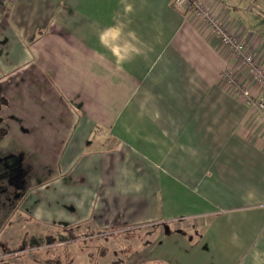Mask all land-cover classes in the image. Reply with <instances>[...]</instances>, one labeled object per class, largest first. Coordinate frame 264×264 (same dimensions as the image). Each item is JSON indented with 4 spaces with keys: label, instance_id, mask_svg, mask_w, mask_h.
Listing matches in <instances>:
<instances>
[{
    "label": "crops",
    "instance_id": "obj_1",
    "mask_svg": "<svg viewBox=\"0 0 264 264\" xmlns=\"http://www.w3.org/2000/svg\"><path fill=\"white\" fill-rule=\"evenodd\" d=\"M172 1L0 6V157L41 178L18 210L62 230L169 224L147 248L158 263L165 249L172 264H264V133Z\"/></svg>",
    "mask_w": 264,
    "mask_h": 264
},
{
    "label": "rangeland",
    "instance_id": "obj_2",
    "mask_svg": "<svg viewBox=\"0 0 264 264\" xmlns=\"http://www.w3.org/2000/svg\"><path fill=\"white\" fill-rule=\"evenodd\" d=\"M214 2L219 8L214 10V13L226 21L225 26L228 30L232 31L235 27V32L240 31L238 40L252 58L251 67H244L219 44L215 37L208 35L216 42L215 53L224 63V67L218 74V86L225 96L249 107L250 116L258 120L261 132L264 133L262 120L264 108H258L259 104L264 107V0H214ZM230 6H236L240 12L238 17L232 16L234 24L226 19L224 11H220L223 8L230 10ZM249 28H252L251 34ZM205 35L207 36L206 33ZM242 88L249 90L248 98L244 97L245 91ZM1 156L0 264H172L167 258L165 249L161 250L163 257L160 260L162 262L159 263L153 261L151 248L150 251L147 249L150 246L156 247L158 244L156 241L160 227L162 229L165 227V230L169 231L165 234H171V228L174 227H170L169 224L161 226L159 223H153L138 229L122 231L104 230L99 232L100 234L91 230V236H85L73 243H47L49 237L57 238L65 235L67 229L34 226L27 216H22L18 210L22 196L28 191L30 185L41 178L38 174L34 176L31 174L34 167L25 158L13 157V154ZM86 230L88 231L89 228L81 226L78 234L83 236ZM198 234L199 231L197 235L195 231V234L191 235L194 237L192 242L187 235L182 233L178 235L185 236L183 238L191 245L198 240ZM26 238L34 239L38 247L27 248L24 243ZM168 242L162 243L166 247ZM157 252L158 250L155 254Z\"/></svg>",
    "mask_w": 264,
    "mask_h": 264
},
{
    "label": "built area",
    "instance_id": "obj_3",
    "mask_svg": "<svg viewBox=\"0 0 264 264\" xmlns=\"http://www.w3.org/2000/svg\"><path fill=\"white\" fill-rule=\"evenodd\" d=\"M10 1L12 0H0V6ZM171 7L180 14L193 16L199 23L201 32L215 37L219 44L227 49L233 58L244 67H251L252 58L246 53L243 44L238 40L240 31L235 32V27L232 31L226 28V21L214 13V10L219 9L214 0H173ZM242 89L245 91L243 93L244 97L248 98L250 95L249 90H246V88ZM247 104L249 105V103ZM253 107L255 106L253 105ZM258 108L263 109L264 107L259 104ZM262 117L264 126V116Z\"/></svg>",
    "mask_w": 264,
    "mask_h": 264
},
{
    "label": "trees",
    "instance_id": "obj_4",
    "mask_svg": "<svg viewBox=\"0 0 264 264\" xmlns=\"http://www.w3.org/2000/svg\"><path fill=\"white\" fill-rule=\"evenodd\" d=\"M82 226H85L87 228H89V230L83 234V236L79 235V229L81 226H77V227H73V228H68L67 230H65V235H61L57 238H52V237H49L47 240L48 242L47 243H56V244H66V243H73L77 240H79L80 238H83L85 236H88V235H92V231L91 230H94L92 229L89 225H82ZM163 226H166L165 224ZM98 232V231H96ZM99 234V232L97 233ZM26 242H24L26 245H27V248L29 249H34L36 247H38V244L37 242L34 240V239H30V238H26L25 239ZM144 264V263H143Z\"/></svg>",
    "mask_w": 264,
    "mask_h": 264
}]
</instances>
